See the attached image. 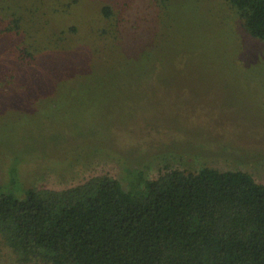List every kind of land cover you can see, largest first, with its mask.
Returning <instances> with one entry per match:
<instances>
[{"label":"rangeland","instance_id":"1","mask_svg":"<svg viewBox=\"0 0 264 264\" xmlns=\"http://www.w3.org/2000/svg\"><path fill=\"white\" fill-rule=\"evenodd\" d=\"M0 4L23 27L11 34L0 20L7 192L105 174L129 190L138 173L165 167L243 170L264 183V42L226 0Z\"/></svg>","mask_w":264,"mask_h":264},{"label":"trees","instance_id":"2","mask_svg":"<svg viewBox=\"0 0 264 264\" xmlns=\"http://www.w3.org/2000/svg\"><path fill=\"white\" fill-rule=\"evenodd\" d=\"M226 1L264 42V0ZM2 19L22 34V18L0 4ZM19 57L33 56L25 47ZM136 176L129 190L108 174L23 197L1 186L0 256L7 264H264V183L253 175L206 166Z\"/></svg>","mask_w":264,"mask_h":264}]
</instances>
